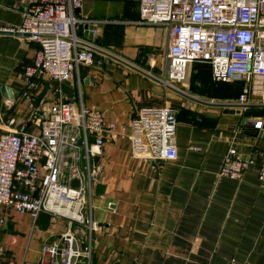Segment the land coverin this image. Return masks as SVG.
<instances>
[{"label":"crops","instance_id":"1","mask_svg":"<svg viewBox=\"0 0 264 264\" xmlns=\"http://www.w3.org/2000/svg\"><path fill=\"white\" fill-rule=\"evenodd\" d=\"M36 1L0 0V29L21 27L24 10ZM77 13L105 22L103 43L86 39L98 46L95 63L82 66L61 95L99 108L118 124L103 147L105 169L92 198L98 226L91 264H264V185L257 165L250 164L241 179L218 175L230 148L245 159L264 152V137L244 124L250 118L263 127L264 104L242 106L245 83L215 82L211 67L205 80L214 95H204L190 81L197 64L189 66L186 90L164 85L167 29L139 22V0H83ZM83 30L82 24V37ZM38 49L27 36L0 35V128L10 118L25 122L31 100L48 108L59 97L58 83L25 74ZM161 106L177 111V132L169 142L178 156H136L131 120L144 108ZM1 212L0 264L40 261L44 245L66 229L65 220L46 214L34 222L9 207Z\"/></svg>","mask_w":264,"mask_h":264},{"label":"built area","instance_id":"2","mask_svg":"<svg viewBox=\"0 0 264 264\" xmlns=\"http://www.w3.org/2000/svg\"><path fill=\"white\" fill-rule=\"evenodd\" d=\"M82 3L37 0L24 10L22 26L9 29L27 33L39 44L25 74H43L58 83L59 97L48 108L31 100V115L25 122L18 125L10 118L1 125L0 225L5 207L30 214L34 222L42 214L66 222L59 237L44 245L40 261L22 264H91L92 233L98 226L92 198L105 169L103 147L118 124L107 121L99 108L65 101L61 95L62 85L72 81L82 66L95 63L98 46L79 32L80 25L90 21L77 13ZM139 11L140 23L167 29L164 85L175 87L172 82L185 81L189 66L201 61L210 64L214 81L245 83L238 97L242 106L255 100L264 104V0H139ZM249 119L245 125L255 124ZM177 127V111L170 106L140 110L131 120L133 153L176 159L178 149L169 138ZM254 163L264 185V152L245 159L230 148L218 175L241 179ZM4 250L0 239V260Z\"/></svg>","mask_w":264,"mask_h":264},{"label":"water","instance_id":"3","mask_svg":"<svg viewBox=\"0 0 264 264\" xmlns=\"http://www.w3.org/2000/svg\"><path fill=\"white\" fill-rule=\"evenodd\" d=\"M104 26H105V22L95 23L93 21H88V22L83 23L84 37L89 41H93L98 46H101L103 43L102 35H103ZM0 35H16V36L24 35V36H28L27 33H22L19 30H9V29H7V30L0 29ZM217 105L224 107V108H231V106L233 104L220 103ZM236 106H239V105H235L232 107H236ZM253 126H254L253 129L255 130L254 134L258 135L260 137H264V125L262 127V126H260V124L255 123V124H253ZM94 161H95V163H97L99 161L98 155L94 157ZM73 184L75 186H78V184H79L78 180H75ZM83 247H85V244H83ZM81 264H84V263H81Z\"/></svg>","mask_w":264,"mask_h":264},{"label":"rangeland","instance_id":"4","mask_svg":"<svg viewBox=\"0 0 264 264\" xmlns=\"http://www.w3.org/2000/svg\"><path fill=\"white\" fill-rule=\"evenodd\" d=\"M209 67L205 66V65H201V64H197L194 67V71H193V76L191 77L190 81H191V85L194 89H199L204 95L209 96L210 94L214 95V92H212L208 86V83L205 80V77L207 76ZM189 79V78H188ZM234 82V81H232ZM231 83V82H229ZM172 85H174L176 88L180 89V90H186L188 87V82L183 81L180 83L177 82H172ZM218 87H216L217 89ZM218 89H222V87H219ZM215 95H218L217 93ZM217 99H222L225 101H229L227 100V98L222 97V95H218L216 96Z\"/></svg>","mask_w":264,"mask_h":264},{"label":"trees","instance_id":"5","mask_svg":"<svg viewBox=\"0 0 264 264\" xmlns=\"http://www.w3.org/2000/svg\"><path fill=\"white\" fill-rule=\"evenodd\" d=\"M192 64H201V65H205V66H208V67H211L210 64L206 63V62H201V61H195L193 62ZM238 81H241V80H238ZM216 82V81H215Z\"/></svg>","mask_w":264,"mask_h":264}]
</instances>
